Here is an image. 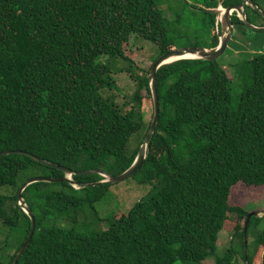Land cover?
I'll use <instances>...</instances> for the list:
<instances>
[{
	"label": "trees",
	"instance_id": "obj_1",
	"mask_svg": "<svg viewBox=\"0 0 264 264\" xmlns=\"http://www.w3.org/2000/svg\"><path fill=\"white\" fill-rule=\"evenodd\" d=\"M251 2L264 13V0ZM216 6L190 4L201 14L190 47H216ZM243 12L248 24L264 28L260 14L249 6ZM230 20L234 32L246 27L234 13ZM179 21L163 16L159 0H0V153L55 163L74 183L22 190L34 231L16 264H264V215L248 219L244 256L250 212L228 204L237 185L264 187V53L234 63L235 81L216 61L177 60L156 70L157 123L130 177L147 192L126 213L100 217L95 204L113 184L84 187L102 178L74 174L116 176L132 163L150 123L141 94L149 95L148 71L177 48L185 32ZM131 36L157 50L145 72L135 70ZM233 38L225 51L236 50ZM119 74L134 84L120 106ZM61 176L24 154L0 155V264H11L29 230L18 188L33 177ZM228 230L229 245L218 251L217 235Z\"/></svg>",
	"mask_w": 264,
	"mask_h": 264
},
{
	"label": "rangeland",
	"instance_id": "obj_2",
	"mask_svg": "<svg viewBox=\"0 0 264 264\" xmlns=\"http://www.w3.org/2000/svg\"><path fill=\"white\" fill-rule=\"evenodd\" d=\"M195 1L201 3L202 0H159V8L161 9L163 16L167 20H173L174 16L177 15L180 18V24L177 25V27L180 31H185L183 32L182 38H177L175 40L177 48L190 47L189 45H193L197 42L194 31L199 27L201 14L195 11L196 9H191L190 7V4ZM262 14V18H264V13ZM258 23L264 24V21L261 22L260 20ZM231 36L234 37L233 42L236 45V50H232L228 47L227 50L224 51V53L215 61L222 67L226 76L231 81H235L232 65L237 61L252 57V54L256 52L264 53V35L250 31L246 27H240L238 32H234V29H232ZM207 43L208 42L205 44L207 45ZM128 44L131 50L135 52L134 56H131L134 60L135 70L145 72L148 67H150L152 60L156 57L157 50L148 42L134 39V36L129 38ZM137 71L135 72L138 74ZM114 79L120 90V94L116 95V103L120 106L122 102H124L121 99V95L123 94L129 98L134 90V84L124 75L119 74ZM232 87V103H234L238 94V89L235 83H232ZM141 94L143 96L142 111L144 112V122L148 123L151 120L152 113L151 97L150 94L146 95L145 92H142ZM127 100L128 99H126V101ZM134 144L135 135L130 137L129 147L132 148ZM146 192L147 189L135 185L133 179H125L109 187L108 193L104 199L95 204V210L100 217H106L112 213H115V216L117 217L126 213L130 206L142 198ZM228 204L230 206H239L248 212H257L261 215L264 213V187L254 188L237 185L232 188ZM230 236L229 230L224 232L220 231L218 233L216 242L218 251L228 247ZM250 240L251 238H245V244ZM202 264L213 263L210 259H207L203 261ZM234 264H241V262L237 259Z\"/></svg>",
	"mask_w": 264,
	"mask_h": 264
},
{
	"label": "water",
	"instance_id": "obj_3",
	"mask_svg": "<svg viewBox=\"0 0 264 264\" xmlns=\"http://www.w3.org/2000/svg\"><path fill=\"white\" fill-rule=\"evenodd\" d=\"M221 0H217V6L212 11L215 15L219 16V40L217 41V45L214 49L208 50L204 49L202 47H182V48H176L173 50H169L163 54H160L157 56L154 61L152 62V65L148 71L147 79H148V90L151 97V103H152V116L151 120L148 126V129L144 135V138L142 142L140 143L135 158L133 159L132 163L129 165L127 169H125L122 173L112 176L109 174H105L99 170H87V171H80L74 173L77 176H90L92 174H96L100 176L102 179L93 183L85 184L84 187H93L98 185H110L119 183L125 179L130 178L134 172L140 167L142 164V161L145 157V148L146 145L149 142V139L151 137V134L154 131L155 125L157 123L158 118V98L156 93V84H155V72L156 70L165 64H169L171 62L177 61V60H184V59H200L203 61H215L217 58H219L225 51L229 40L232 35V23L230 20V16L232 13L235 14V17L238 18L247 28L252 30H264V28L254 27L250 24H248L245 21L243 8L244 6H249L252 10L256 11L258 14H260L261 17H263V14L252 4L251 0H241L238 4H229L225 6L224 8L220 5ZM220 8V9H219ZM190 55L191 58H181L183 55ZM173 58L174 60L168 61L169 59ZM10 153H17V154H24L28 157H30L32 160L42 164L46 165L48 167L54 168L62 173V176L60 178H47V177H33L30 179H27L25 182L21 184V186L18 188L16 198H17V205L20 206L22 212L26 215V217L29 220V230L26 236V239L21 244L20 248L17 250L11 264H16L17 260L27 247V245L30 242L31 236L34 231V217L30 210H28L21 199V192L22 190L29 184L36 183V182H43V183H57V182H67L68 184L73 185L74 183L70 180V176L72 174L71 171L68 169L58 166L55 163H48L43 160H40L34 156H31L29 154H25L20 151H12V152H2L0 155H7ZM264 213L259 215L257 212H250L246 215L243 225V235H242V244H243V255L246 254V244H245V229L247 226L248 219L250 217H261Z\"/></svg>",
	"mask_w": 264,
	"mask_h": 264
},
{
	"label": "built area",
	"instance_id": "obj_4",
	"mask_svg": "<svg viewBox=\"0 0 264 264\" xmlns=\"http://www.w3.org/2000/svg\"><path fill=\"white\" fill-rule=\"evenodd\" d=\"M218 24H219V17H218V15H216V17H215V23H214V28H215V31H217V26H218ZM217 40H219V35H218V37H217Z\"/></svg>",
	"mask_w": 264,
	"mask_h": 264
},
{
	"label": "bare ground",
	"instance_id": "obj_5",
	"mask_svg": "<svg viewBox=\"0 0 264 264\" xmlns=\"http://www.w3.org/2000/svg\"><path fill=\"white\" fill-rule=\"evenodd\" d=\"M220 9V8H219ZM192 56L186 54V55H183L181 58H191ZM171 60H174L173 58L169 59L168 61H171Z\"/></svg>",
	"mask_w": 264,
	"mask_h": 264
}]
</instances>
